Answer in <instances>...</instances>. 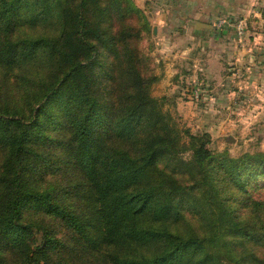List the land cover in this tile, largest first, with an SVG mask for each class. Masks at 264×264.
Here are the masks:
<instances>
[{
	"label": "trees",
	"instance_id": "obj_1",
	"mask_svg": "<svg viewBox=\"0 0 264 264\" xmlns=\"http://www.w3.org/2000/svg\"><path fill=\"white\" fill-rule=\"evenodd\" d=\"M115 3L0 0V264H254L226 236L264 248V151L226 160L206 133L179 141L131 40L138 9ZM51 22L56 35H17ZM185 149L191 183L165 169ZM184 202L207 235L183 232Z\"/></svg>",
	"mask_w": 264,
	"mask_h": 264
},
{
	"label": "rangeland",
	"instance_id": "obj_2",
	"mask_svg": "<svg viewBox=\"0 0 264 264\" xmlns=\"http://www.w3.org/2000/svg\"><path fill=\"white\" fill-rule=\"evenodd\" d=\"M115 2L100 0L111 9ZM125 3L120 6L138 9L131 21L135 32L131 40L142 59L143 73L156 76L150 94L158 98L178 140H187L186 132L206 133L212 154L226 160L264 151V0H245L243 4L228 0L226 8L223 0H164L166 26L159 25V0ZM124 20L118 24L125 28ZM58 33L55 22L25 23L17 31L20 36ZM2 152L0 149V157ZM179 157L188 159L189 150L165 157V169L191 183L194 176L184 170ZM53 179L49 177L50 182ZM254 184L260 186L264 180L258 177ZM189 192L201 196L197 185L190 186ZM231 192L226 190L222 196L230 200ZM194 206L201 207L196 202ZM197 207L184 202L178 223L183 232L193 230L205 236L208 231ZM28 218L43 225L48 220L40 214ZM44 232L43 227H35L37 242L45 237ZM226 238H230L234 254L251 251L257 258L254 264H264L262 246L247 242L241 247L238 236ZM216 248L222 252L224 247Z\"/></svg>",
	"mask_w": 264,
	"mask_h": 264
},
{
	"label": "crops",
	"instance_id": "obj_3",
	"mask_svg": "<svg viewBox=\"0 0 264 264\" xmlns=\"http://www.w3.org/2000/svg\"><path fill=\"white\" fill-rule=\"evenodd\" d=\"M224 1V4L225 5V8L227 7L228 5V0H223ZM245 2V0H241V4H243ZM164 0H159V25H162V26H166L168 25V21L166 19V13H165V7L166 5H164ZM240 4V3H239Z\"/></svg>",
	"mask_w": 264,
	"mask_h": 264
},
{
	"label": "built area",
	"instance_id": "obj_4",
	"mask_svg": "<svg viewBox=\"0 0 264 264\" xmlns=\"http://www.w3.org/2000/svg\"><path fill=\"white\" fill-rule=\"evenodd\" d=\"M242 30L240 29L239 32H241Z\"/></svg>",
	"mask_w": 264,
	"mask_h": 264
}]
</instances>
